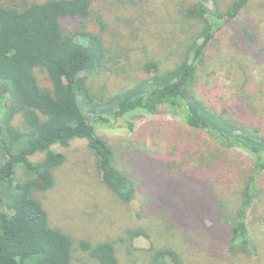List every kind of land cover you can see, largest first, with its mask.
<instances>
[{
	"label": "rangeland",
	"instance_id": "374dc122",
	"mask_svg": "<svg viewBox=\"0 0 264 264\" xmlns=\"http://www.w3.org/2000/svg\"><path fill=\"white\" fill-rule=\"evenodd\" d=\"M43 1L0 4L21 8ZM215 1L224 7L230 0ZM195 2L95 0L87 25L101 34L106 60L89 77L92 88L103 94L121 90L146 74L143 65L148 61L159 70L175 66L203 26L200 19L177 11ZM74 24L64 21L66 28ZM36 74L47 84L44 74ZM192 90L215 107L229 106L239 119L260 124L264 132V0H250L216 33L198 65ZM96 129L114 149L117 166L134 180L136 194L125 203L102 184L84 139L53 147L65 159L54 170L52 186L37 194L51 225L73 239L71 264H96L78 249L80 239L107 238L116 240L119 264H149L150 241L126 233L141 227H149L155 246H172L182 264H264V175L263 191L247 219L257 252L230 251L226 245L238 188L252 164L244 149L221 146L206 131L165 111L132 114ZM29 174L17 168L18 178Z\"/></svg>",
	"mask_w": 264,
	"mask_h": 264
},
{
	"label": "trees",
	"instance_id": "16d2710c",
	"mask_svg": "<svg viewBox=\"0 0 264 264\" xmlns=\"http://www.w3.org/2000/svg\"><path fill=\"white\" fill-rule=\"evenodd\" d=\"M94 1L46 0L21 8L0 4V264H71L73 239L51 225L37 194L52 186L54 170L65 159L53 147L84 139L102 184L128 203L135 197V182L117 166L114 149L96 127L132 114L160 111L178 115L221 146L238 147L251 156L226 245L230 251L256 253L247 219L263 191L264 132L260 124L239 119L229 106L219 109L192 90L211 40L250 0H230L224 7L215 0H196L179 8L180 14L200 19L203 26L175 66L159 70L148 61L144 76L109 94L95 91L89 83L106 60L101 34L87 25ZM66 20L75 24L66 28ZM37 71L47 84L40 82ZM37 154L43 157L33 159ZM20 166L30 173L23 179L17 177ZM147 228L126 233L150 241L149 264H182L172 246L154 245ZM115 242L80 239L77 247L96 264H119Z\"/></svg>",
	"mask_w": 264,
	"mask_h": 264
}]
</instances>
